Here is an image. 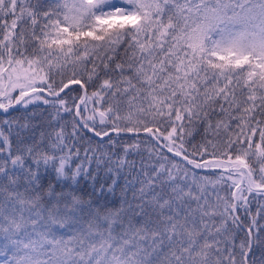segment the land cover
I'll return each mask as SVG.
<instances>
[{"label": "snow or ice", "instance_id": "obj_1", "mask_svg": "<svg viewBox=\"0 0 264 264\" xmlns=\"http://www.w3.org/2000/svg\"><path fill=\"white\" fill-rule=\"evenodd\" d=\"M40 104L38 139L11 114ZM0 115V264H264V208L238 215L264 195V0H0ZM89 159L120 207L44 187Z\"/></svg>", "mask_w": 264, "mask_h": 264}, {"label": "trees", "instance_id": "obj_2", "mask_svg": "<svg viewBox=\"0 0 264 264\" xmlns=\"http://www.w3.org/2000/svg\"><path fill=\"white\" fill-rule=\"evenodd\" d=\"M57 80H59V77H57ZM75 95V93H73ZM52 110H47L46 106L43 104H40L39 107H33L32 105H29L27 109L25 110L24 108H18L15 112H13L11 115L13 117H31L32 118V123L33 125H37L35 128V132L37 135V138H40V133L41 132H50L52 131V127H55V122L53 121L52 127L49 126L48 120V113L51 112ZM9 119L8 116L0 115V121L2 120H7ZM72 120L71 115H65L63 117V120L61 123L64 122H69V131L71 130L70 122ZM18 129L13 126L11 129H8L4 127L3 125H0V131H3L5 136H9L10 140L15 141V132ZM202 131V130H201ZM81 135L83 136V140H79L78 143L75 144V149L79 151V156L80 159H77L75 161V164H71L70 166L75 169L76 164H80L83 161V158L86 154V150L91 147V148H96L99 143H101V139L99 137H95L91 132L84 133L82 132ZM125 140L127 137L124 138ZM200 139L199 136L196 137V141L198 142ZM67 152V149L65 150ZM103 152H107L108 149L105 146L102 147ZM59 155V153H57ZM89 157H91V153H88ZM101 155L100 152L96 153L97 158H99ZM145 156L147 155L146 153L144 154ZM116 157H113V160H115ZM129 160L135 161L136 162V168L138 169L140 166V160L141 157L137 155H132L128 157ZM258 166V165H257ZM84 167L86 170L90 171L93 176L96 177L95 180L92 179L91 176H84L81 175L80 177L77 178V183H73L72 181H67L64 179L57 180L56 174L54 171L49 169L48 171H45L43 168L41 169V176H42V183L45 188H47L48 184L51 183L53 186H55L57 191H60L61 188L63 187L65 190H67L68 184L72 185V188L77 189V193L80 195L84 196V199H90V198H95L98 203L100 204H107L108 207L110 208H118L120 207V202L121 198L123 196V193L121 189L125 187V179L123 177L120 178L119 180V187L116 188L115 192L112 193H105L101 194L100 193V187L101 185L105 186V189L107 188L108 184L111 183L110 180H107V166L105 165L103 160H100L99 162V167H97V162L94 160L89 159L88 161H84ZM124 175L128 177L129 180H132L135 177V172H133L130 168H124L123 170ZM107 180V183L105 181ZM139 187V185H137ZM95 190V196H91L89 194H92ZM224 192H221V195H224ZM131 191L127 192V196L130 199L131 198ZM255 201L253 202L251 208L255 210V213L252 215L246 214L243 209H240L238 212V215L240 216L241 221L246 225L247 222H249L253 216H255L257 219H260V216L257 215L258 212L264 208V204L260 205L259 200L257 198L254 199ZM260 223L262 224V219L260 220ZM246 231V228H233L232 232L233 235L236 237V242L239 243V240L244 237V233ZM62 234V233H61ZM2 252V251H1ZM3 253V252H2ZM10 254V253H9ZM256 258L259 259L260 257V250H256Z\"/></svg>", "mask_w": 264, "mask_h": 264}, {"label": "rangeland", "instance_id": "obj_3", "mask_svg": "<svg viewBox=\"0 0 264 264\" xmlns=\"http://www.w3.org/2000/svg\"><path fill=\"white\" fill-rule=\"evenodd\" d=\"M250 200V199H249Z\"/></svg>", "mask_w": 264, "mask_h": 264}]
</instances>
